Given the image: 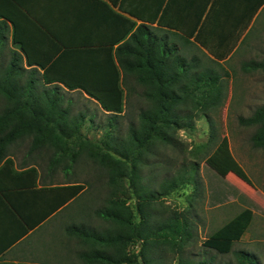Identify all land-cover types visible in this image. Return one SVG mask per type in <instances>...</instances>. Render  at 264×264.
<instances>
[{
	"label": "trees",
	"instance_id": "16d2710c",
	"mask_svg": "<svg viewBox=\"0 0 264 264\" xmlns=\"http://www.w3.org/2000/svg\"><path fill=\"white\" fill-rule=\"evenodd\" d=\"M208 4L211 10L205 13ZM218 4L219 0H121L119 4L0 0V192L8 183L36 186L38 168L29 159L16 168L9 154L17 143L28 142L30 158L42 149L49 151L50 168L62 162L65 174L73 173L80 159L95 166L100 176H106L107 187L93 210L99 223L73 222L63 228L70 243L75 240L83 264H171L157 254L163 248L175 254L176 264H214L212 258L195 260L184 253L195 237L192 195L181 209L164 204L175 192L186 195L189 186L199 193L196 163L165 175L157 188L151 180L144 181L141 166L155 157L157 146L176 147L177 131L192 129L195 119L209 118L208 111L225 99L221 73L198 55L181 53L169 37L170 33L184 44L204 48L215 62L228 58L238 43L247 40L250 31L244 32L255 19L215 11ZM241 69L264 70V57L242 61ZM73 92L110 115L99 140L83 133L88 119L84 111L73 110L67 96ZM131 99L143 106L137 124L130 123L122 133L119 118ZM238 120L255 127L250 141L264 147V104ZM209 123V140L214 143L216 133ZM206 163L223 177V167L211 158ZM50 181L40 190L51 195V213L79 202L86 190L79 181ZM155 203L163 209L157 210ZM252 215L249 207L243 208L201 245L229 253ZM235 256L236 264H259L249 251H235Z\"/></svg>",
	"mask_w": 264,
	"mask_h": 264
},
{
	"label": "rangeland",
	"instance_id": "374dc122",
	"mask_svg": "<svg viewBox=\"0 0 264 264\" xmlns=\"http://www.w3.org/2000/svg\"><path fill=\"white\" fill-rule=\"evenodd\" d=\"M250 27L247 40L238 43L228 58L216 62L204 48L184 44L169 33V37L177 42L181 53L187 56L196 54L203 63L221 73L225 99L218 108L208 111L209 118L203 116L195 119L192 129L177 131L176 147L157 146L155 157L149 159V164L141 166L144 181L151 180L157 188L165 175H173V172L189 162L196 163L199 193L194 194L189 186L185 191L186 195H180L182 191L175 192L166 198L164 204L181 209L189 204L188 195H192L195 237L184 253L195 260L212 258L214 264H236L235 251L238 250L253 253L259 264H264V147H255L250 141L255 127L240 125L238 120L239 116H249L256 107L264 104V70L244 72L241 69L242 61L252 58L260 60L264 57V14L252 21ZM67 96L71 98L75 112L82 110L86 113L88 120L82 127L83 133L91 140H99L110 115L79 92L67 93ZM142 106L134 99L125 105L124 113L119 118L122 133H126L130 123L137 124L138 109ZM90 116L93 118L92 122L89 121ZM210 120L216 133L214 143L209 140ZM27 148V141L9 148L16 168L22 166V160L29 159L38 171H53L56 182L79 181L86 186L79 202L74 201L58 212L42 236L43 244L48 250L47 264H83L77 257L76 251L79 248L75 247V240L71 244V238L64 233L63 228L73 222L91 225L99 223L93 210L107 193L106 176H100L101 172L85 159L79 160L73 173L65 174L62 162L55 168H50L49 151L42 149L38 155L30 158L27 156ZM207 158L225 169L223 177L209 168ZM155 206L157 210L163 209L161 203H155ZM245 207L253 211L252 220L229 253H218L201 245L209 234ZM42 237L40 236V240ZM157 254L163 256L166 263L176 264L172 251L163 248L158 249Z\"/></svg>",
	"mask_w": 264,
	"mask_h": 264
},
{
	"label": "crops",
	"instance_id": "0c3cea01",
	"mask_svg": "<svg viewBox=\"0 0 264 264\" xmlns=\"http://www.w3.org/2000/svg\"><path fill=\"white\" fill-rule=\"evenodd\" d=\"M115 1L119 4L121 0ZM125 3H130V0H125ZM209 6L208 4L205 13L211 10H208ZM255 6L258 7L251 16L249 13ZM217 10L254 20L264 14V2L219 0L215 11ZM247 31L248 29L244 33ZM50 178L57 179L56 175H51L48 171H38L36 186H32L31 182L8 183L3 188L4 191L0 192V262L47 264L48 250L43 244L42 236L51 226L52 218L62 210L60 207L51 213V195L46 190H40L50 186ZM27 226L31 229L27 230Z\"/></svg>",
	"mask_w": 264,
	"mask_h": 264
}]
</instances>
